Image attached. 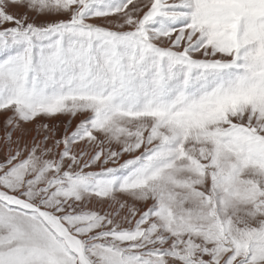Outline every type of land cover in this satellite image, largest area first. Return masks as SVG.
I'll list each match as a JSON object with an SVG mask.
<instances>
[{"label": "snow or ice", "instance_id": "6c2138e0", "mask_svg": "<svg viewBox=\"0 0 264 264\" xmlns=\"http://www.w3.org/2000/svg\"><path fill=\"white\" fill-rule=\"evenodd\" d=\"M0 264H264V0H0Z\"/></svg>", "mask_w": 264, "mask_h": 264}]
</instances>
